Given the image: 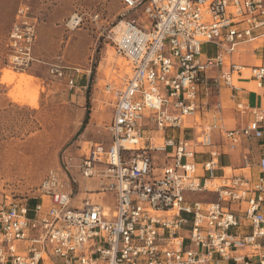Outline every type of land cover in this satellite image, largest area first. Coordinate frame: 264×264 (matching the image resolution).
<instances>
[{
    "label": "built area",
    "instance_id": "built-area-1",
    "mask_svg": "<svg viewBox=\"0 0 264 264\" xmlns=\"http://www.w3.org/2000/svg\"><path fill=\"white\" fill-rule=\"evenodd\" d=\"M116 1L123 14L111 41L126 65L110 141L90 143L75 165L71 157L63 164L97 183L76 205L66 175L49 171L31 197L0 201V264H264V160L256 181L217 175L222 148L264 143V110L238 104L251 119L227 130L217 122V102L208 125L191 139L181 135L188 119L210 109L220 82L238 92L232 75L248 70L264 85V65L226 63L243 44L259 45L264 56V0ZM37 22L29 5L17 8L5 42L10 70L25 73L34 64ZM80 23L76 14L66 27ZM204 45L215 48L213 57L204 56ZM211 69L220 72L210 77ZM49 73L72 90L81 71L53 65ZM153 131L157 138L145 136ZM197 149L207 150L201 164ZM200 194L214 200L194 198ZM241 220L249 234L237 232Z\"/></svg>",
    "mask_w": 264,
    "mask_h": 264
},
{
    "label": "rangeland",
    "instance_id": "rangeland-1",
    "mask_svg": "<svg viewBox=\"0 0 264 264\" xmlns=\"http://www.w3.org/2000/svg\"><path fill=\"white\" fill-rule=\"evenodd\" d=\"M21 4L29 5L38 18V62L25 73L7 68L5 50ZM76 14L81 17L79 27H66ZM122 14L116 0H0V201L31 197L49 171L63 172L73 195L86 197L91 181L81 179L74 167L65 170L63 164L71 157L75 165L90 143H109L107 127L115 90L120 86L118 76L123 77L126 65L113 50L111 31ZM245 50L240 58L250 61L249 46ZM213 51L212 45L202 47V52ZM53 65L81 71L74 89L51 76ZM86 115L87 124L82 128ZM158 135L145 132L146 137ZM200 197L202 194L194 196ZM207 198L214 200L213 196ZM102 204L111 202L105 199Z\"/></svg>",
    "mask_w": 264,
    "mask_h": 264
},
{
    "label": "crops",
    "instance_id": "crops-1",
    "mask_svg": "<svg viewBox=\"0 0 264 264\" xmlns=\"http://www.w3.org/2000/svg\"><path fill=\"white\" fill-rule=\"evenodd\" d=\"M245 46H249V50L251 51L252 58L250 61L241 60L240 58L244 51L246 52ZM254 49L258 50L254 52ZM203 54L206 57H213L215 55V48L213 52H203ZM33 56L35 58L34 63H37L38 60L35 56V47L33 50ZM226 63L251 68L261 64L264 65V56L260 53L259 45L243 44L227 58ZM227 68L228 66L226 65L220 71H227ZM220 71L211 69L208 71V75L210 77H214L215 74ZM247 71L248 70H245V72L241 75H232L233 84L240 89L238 92H234L232 89L226 87L222 82H220L216 96L212 97L208 101L209 104H211L210 109L206 111L204 110V112L200 113L196 119H188L184 125V129L181 131V135L186 139H191L196 134V130L204 125H208L211 118V107L217 102L220 103L221 107L217 122L220 126L227 130L241 128L251 119L250 115L242 114L237 110L236 106L238 104L264 110V85L262 87H258L257 84L250 78ZM212 139L216 145L221 143L220 135L217 132L212 134ZM206 152V149H197L195 161L198 164H201L207 159ZM222 152L223 155L219 159V169L217 171L218 176L232 173L234 175H242L251 181H256L261 176V173L257 168V163L259 160H264L263 141L242 140L240 145L234 151H227V149L222 148ZM244 159H247L251 163L250 167L244 166ZM156 160H158V158H156ZM88 181H91V183L88 182L86 186L87 190L94 188L97 182L95 180ZM205 196L208 197L210 195H202L200 198L208 199ZM84 198L85 197H82L81 194H76L74 203L79 205L80 201ZM91 198H94V196ZM249 225L250 223L247 220H241L240 227L237 229V232L249 234L251 231ZM253 263L257 264V259H254Z\"/></svg>",
    "mask_w": 264,
    "mask_h": 264
},
{
    "label": "trees",
    "instance_id": "trees-1",
    "mask_svg": "<svg viewBox=\"0 0 264 264\" xmlns=\"http://www.w3.org/2000/svg\"><path fill=\"white\" fill-rule=\"evenodd\" d=\"M121 17V16H120ZM87 124V115L84 117V120L82 122V128L85 127V125Z\"/></svg>",
    "mask_w": 264,
    "mask_h": 264
},
{
    "label": "bare ground",
    "instance_id": "bare-ground-1",
    "mask_svg": "<svg viewBox=\"0 0 264 264\" xmlns=\"http://www.w3.org/2000/svg\"><path fill=\"white\" fill-rule=\"evenodd\" d=\"M114 59V58H113ZM124 61V60H123ZM102 62V61H101ZM108 62V61H107ZM111 65V64H110ZM127 72V71H126ZM116 81V80H115Z\"/></svg>",
    "mask_w": 264,
    "mask_h": 264
}]
</instances>
